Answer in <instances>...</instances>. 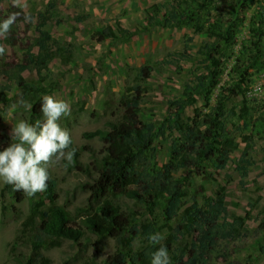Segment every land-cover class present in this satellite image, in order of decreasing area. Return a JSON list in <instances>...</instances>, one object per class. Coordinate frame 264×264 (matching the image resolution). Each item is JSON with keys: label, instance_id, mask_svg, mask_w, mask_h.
<instances>
[{"label": "trees", "instance_id": "obj_1", "mask_svg": "<svg viewBox=\"0 0 264 264\" xmlns=\"http://www.w3.org/2000/svg\"><path fill=\"white\" fill-rule=\"evenodd\" d=\"M252 9L255 12L248 18ZM146 13L145 30L188 29L203 35L199 65L193 66L182 94L169 100L166 116L159 124L143 117L148 80L158 64L173 65L181 74L182 60L192 58L187 50L139 68L134 85L118 101L122 114L103 128L83 134L85 140L98 139L102 143L100 151L86 145L77 148L72 143L70 150L75 152L67 167L89 179L82 185L89 197L88 204L79 209V221L58 204L57 182L50 170L46 190L30 197L5 183L3 191L9 194L10 202L3 206V215L22 219L9 247L13 264H54L45 250L61 247L64 241L80 243L87 233L99 240H115L116 251L104 264H151L152 253L159 247H166L172 254L175 246L177 253L171 264H209V254L219 241L241 236L245 219H229L226 187L213 195L203 194L202 202L192 188L197 178L215 183V173L228 168L241 144L245 147L234 164L242 185L256 164V143L264 142V101L249 96V92L254 78L264 71V1L166 0L151 5ZM37 17V51L34 46L28 49L27 65L4 69L0 83V101L9 106L17 104V111H22L25 121L33 126L37 120L43 121L42 97L50 93V88L26 78L24 72L31 69L41 77L54 60L69 64L73 54L70 45H61L46 30L50 22H61L55 1ZM83 19L76 17L79 22ZM245 28L246 38L240 41ZM138 34V30L117 26L97 29L93 37L103 43ZM192 41L188 37L187 42ZM14 87L15 95L8 98ZM199 98L204 101L202 106L197 105ZM21 101L31 103L32 110L24 108ZM188 109L192 114L186 116ZM160 139L170 141L164 162H160L156 146ZM11 142L12 138L1 131L0 151ZM83 152L92 157L89 163L81 161ZM121 198L133 201L137 209L123 210L116 203ZM25 200L29 209L23 218L18 205ZM262 212L259 230L264 232V208ZM176 219L173 227L171 222ZM163 229L170 231L167 237L159 244L150 243L148 236Z\"/></svg>", "mask_w": 264, "mask_h": 264}, {"label": "rangeland", "instance_id": "obj_2", "mask_svg": "<svg viewBox=\"0 0 264 264\" xmlns=\"http://www.w3.org/2000/svg\"><path fill=\"white\" fill-rule=\"evenodd\" d=\"M53 1L61 22H50L46 30L61 45H70L72 60L69 64H64L60 59L54 60L41 77L31 69L26 70L24 76L43 82L50 88L48 95L70 105V115L62 117L60 124L70 131L74 145L77 148L91 146L95 151H100L102 143L98 139L85 140L83 134L103 128L106 122L115 121L122 114L118 101L125 90L134 85L139 68L146 64L156 65L168 59L171 53L187 50L192 58L182 60L181 74L176 72L173 65L158 64L148 80L149 93L143 104V117L157 124L162 122L169 100L182 94L185 83L191 79L193 66L199 65L197 63L201 57L198 49L204 39L203 35H196L188 29L155 27L145 30L148 18L146 9L166 0H19V6L14 0H4L0 5V22L14 13L19 15L7 37L0 39L6 49L5 54L0 56V83L3 82L1 75L4 69L27 65L26 52L36 45L39 36L37 16ZM254 12L255 9L248 12V18ZM32 15L36 16L32 18L34 22L24 21L25 16ZM77 16L83 17V21H77ZM117 26L129 31L138 30L139 34L103 43L97 42L93 37L97 29ZM246 35L247 28L242 30L240 41ZM188 37H192L193 41L188 43ZM34 51H37L36 47ZM15 92L16 87L8 94V98H12ZM249 96L264 101V71L254 78ZM203 104V99L199 98L197 105ZM15 105L13 108L0 101V132L4 131L10 137L13 124L25 120L24 113L17 111V104ZM185 114L191 115L192 109H188ZM156 146L160 162L166 161L170 141L160 139ZM244 147L241 144L232 155V162L226 170L215 173V183L207 178H197L193 182L192 191L199 194L200 202L203 194L213 195L216 190L226 187L229 219L234 216L245 219L241 236L233 241H219L209 254V264H264V232L259 230L264 208V142L256 143L253 155L256 164L251 168L245 185H242L234 163L242 155ZM91 160L88 152L82 153L83 163ZM49 170L57 182L58 204L64 206L79 221V209L88 204L89 193L82 188L89 181L88 177L70 171L66 162L52 166ZM4 186L3 180H0V264H13L9 258V247L21 227L22 219L3 215V206L10 202L9 194L3 191ZM116 203L126 211L137 209L134 202L126 198H121ZM18 208L24 218L28 214V200L19 204ZM177 223L178 219L172 221L171 225L175 227ZM169 233L168 229L159 232L163 239ZM139 246L140 243L137 242L136 248ZM177 248L175 246L173 253L169 254L170 261L173 254L177 253ZM115 251L114 239L99 240L95 235L87 233L80 243L64 241L61 247L45 250L44 254L54 264H104L105 259Z\"/></svg>", "mask_w": 264, "mask_h": 264}, {"label": "clouds", "instance_id": "obj_3", "mask_svg": "<svg viewBox=\"0 0 264 264\" xmlns=\"http://www.w3.org/2000/svg\"><path fill=\"white\" fill-rule=\"evenodd\" d=\"M14 3L19 6V0H14ZM18 15L14 13L0 22V39L7 37ZM24 21L34 22L31 16H25ZM5 52V47L0 45V56ZM42 101L43 121L37 120L35 126L25 120L13 124L10 131L12 142L0 151V180L29 197L45 191L49 168L62 162L71 163L75 152L70 150L73 143L70 131L60 124L62 117L70 115V105L51 95L43 96ZM20 103L27 110H32L31 103ZM162 239L159 233L148 236L152 244H159ZM151 264H171L168 249L159 247L153 252Z\"/></svg>", "mask_w": 264, "mask_h": 264}]
</instances>
